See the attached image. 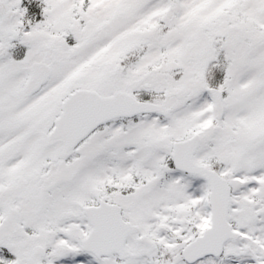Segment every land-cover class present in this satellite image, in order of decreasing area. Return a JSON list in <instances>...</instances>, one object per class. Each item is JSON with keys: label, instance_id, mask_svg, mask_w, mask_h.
<instances>
[{"label": "snow or ice", "instance_id": "obj_1", "mask_svg": "<svg viewBox=\"0 0 264 264\" xmlns=\"http://www.w3.org/2000/svg\"><path fill=\"white\" fill-rule=\"evenodd\" d=\"M0 264H264V0H0Z\"/></svg>", "mask_w": 264, "mask_h": 264}, {"label": "rangeland", "instance_id": "obj_2", "mask_svg": "<svg viewBox=\"0 0 264 264\" xmlns=\"http://www.w3.org/2000/svg\"><path fill=\"white\" fill-rule=\"evenodd\" d=\"M70 39V38H69Z\"/></svg>", "mask_w": 264, "mask_h": 264}]
</instances>
